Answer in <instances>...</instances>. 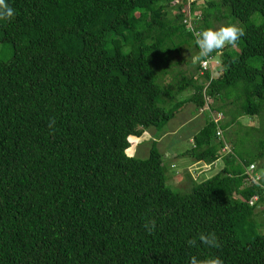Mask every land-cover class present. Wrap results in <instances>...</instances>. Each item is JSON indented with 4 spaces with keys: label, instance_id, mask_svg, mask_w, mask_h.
<instances>
[{
    "label": "trees",
    "instance_id": "trees-1",
    "mask_svg": "<svg viewBox=\"0 0 264 264\" xmlns=\"http://www.w3.org/2000/svg\"><path fill=\"white\" fill-rule=\"evenodd\" d=\"M6 3L0 264H264V0H193L190 23L187 0ZM226 24L245 35L203 70L194 32ZM188 103L205 121L181 156L222 167L182 188L157 137Z\"/></svg>",
    "mask_w": 264,
    "mask_h": 264
},
{
    "label": "rangeland",
    "instance_id": "rangeland-1",
    "mask_svg": "<svg viewBox=\"0 0 264 264\" xmlns=\"http://www.w3.org/2000/svg\"><path fill=\"white\" fill-rule=\"evenodd\" d=\"M251 20L253 22L257 21L256 23L260 22V18L257 15L253 16ZM181 53L183 58L185 57L184 59L187 60L188 58L186 56H188V53L186 51ZM180 59H182L180 55L176 56L178 64L175 66V70L181 69L188 72L189 67ZM190 60L191 62H188L190 65L192 63L195 64V61H197L194 56ZM172 76L173 74L164 77V82L170 83ZM188 94V91H185L180 97H185ZM204 121L205 116L200 114V111H195L194 106L188 103L160 130V133L158 132V149L163 155L162 159L164 164L168 168V183L172 186L183 188L187 185L186 188H188V182L190 180L196 179L197 181H201L210 178L222 167V161L219 160L208 170L203 163H197L191 158L181 156L183 152L191 148V137L203 126ZM245 122L248 121L246 120ZM154 130H150V132L145 133L138 139H132L133 142L130 143L126 154L140 159L146 157L148 155L149 144L142 142L149 140L151 138L150 136L154 134Z\"/></svg>",
    "mask_w": 264,
    "mask_h": 264
},
{
    "label": "clouds",
    "instance_id": "clouds-1",
    "mask_svg": "<svg viewBox=\"0 0 264 264\" xmlns=\"http://www.w3.org/2000/svg\"><path fill=\"white\" fill-rule=\"evenodd\" d=\"M14 16L15 10L6 3V0H0V20L10 21L14 19ZM244 35L245 32L242 28L235 24H226L218 28H206L202 31L194 32V39L199 49V57L208 58L213 53L221 52L226 46H235L237 41ZM154 227V220H150L145 224V228L149 232ZM199 239L205 245L219 247L215 233H201ZM213 264H222V261L216 259Z\"/></svg>",
    "mask_w": 264,
    "mask_h": 264
},
{
    "label": "built area",
    "instance_id": "built-area-1",
    "mask_svg": "<svg viewBox=\"0 0 264 264\" xmlns=\"http://www.w3.org/2000/svg\"><path fill=\"white\" fill-rule=\"evenodd\" d=\"M193 0H187V6L185 8L182 9V13L186 15V19L184 22H188L190 23L191 19H193V17H191L189 15V4L192 2ZM199 18V16L197 17ZM191 25V24H190ZM216 63L217 60H215V58H211V57H208V58H205L204 60H201L200 64H201V68L203 70H208V69H211L213 67V63ZM217 135H219V133L217 132Z\"/></svg>",
    "mask_w": 264,
    "mask_h": 264
},
{
    "label": "bare ground",
    "instance_id": "bare-ground-1",
    "mask_svg": "<svg viewBox=\"0 0 264 264\" xmlns=\"http://www.w3.org/2000/svg\"><path fill=\"white\" fill-rule=\"evenodd\" d=\"M254 39V38H253ZM264 56V55H263Z\"/></svg>",
    "mask_w": 264,
    "mask_h": 264
}]
</instances>
